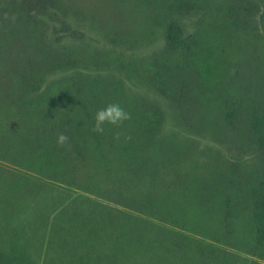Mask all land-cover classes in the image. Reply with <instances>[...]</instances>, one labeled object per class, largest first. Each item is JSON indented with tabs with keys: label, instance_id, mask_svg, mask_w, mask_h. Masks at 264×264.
<instances>
[{
	"label": "rangeland",
	"instance_id": "374dc122",
	"mask_svg": "<svg viewBox=\"0 0 264 264\" xmlns=\"http://www.w3.org/2000/svg\"><path fill=\"white\" fill-rule=\"evenodd\" d=\"M176 1L56 0V20L49 21L50 14L42 9L37 24L41 31L33 34L37 39L46 31L47 37L60 36L63 42L81 47L78 51L85 48L86 52L87 42L95 49H103L112 46L110 42L117 32H128L133 38L142 36L156 41L147 51L141 50L140 54L146 55L163 45L161 24ZM201 1V13L190 22L191 31L196 30L199 19H204L201 26L209 35L229 25L232 0ZM255 1L259 10L253 20L240 30L227 27L229 37L215 40L220 55L227 61L225 68L219 67L210 77L200 79L218 98L221 91H237L239 95L240 85L246 89L253 77V96L257 106L263 107L264 0ZM6 3L7 0H0V26L17 22L27 12ZM15 12L12 20L1 25L3 16ZM62 18L83 35L70 36ZM19 42L14 38V50L20 47ZM126 52L129 54L131 49ZM87 55L90 58L94 52ZM9 57L12 58H0L1 77L6 78L0 82V264H200L203 256L199 258L197 244L211 240V235L221 231L219 205L225 194L223 191L221 195L219 189L213 197L215 203L203 204L196 194L206 190V181L217 187L211 180L212 174L227 168L228 163L236 159L244 165L257 162L251 158L245 124H239L236 133L226 136V126L216 117L221 111L217 99L205 107V115L199 112V119L205 130H212L214 124L220 135H193L175 126L170 114L164 123L163 139L170 148L168 152L158 150V144L142 149L128 145L130 139L122 132L123 137L117 140L110 124L99 134L103 143L98 147L94 134L89 132L93 125H85L89 127L87 131L84 126L80 131L75 128L81 104L73 96L70 83L78 71L91 76L104 72L92 63L86 71L60 67L49 70L46 61L44 76L39 81L40 92L24 93L19 99L23 92H19L22 88L18 76L13 75L12 64L26 67L32 59L26 54ZM38 65L41 71V62ZM105 71L110 78L107 74L112 71ZM236 73L239 75L235 76ZM129 87L136 94L145 93V89ZM43 92H51L54 97L49 101L54 102L45 113L47 118L40 117L30 101ZM132 97L135 98L133 94ZM60 133L68 137L63 146L57 144ZM141 168L159 171L148 177ZM249 169L252 173L259 168L252 165ZM178 171L190 173L185 184L175 181ZM206 172L210 173L203 182ZM52 173H63L64 177L50 180L42 176ZM147 187H152L154 197H145L149 194ZM119 190L124 196L119 195ZM61 199L64 203L57 209L55 203ZM149 199L154 205L147 202ZM177 233L189 239L181 243Z\"/></svg>",
	"mask_w": 264,
	"mask_h": 264
},
{
	"label": "trees",
	"instance_id": "16d2710c",
	"mask_svg": "<svg viewBox=\"0 0 264 264\" xmlns=\"http://www.w3.org/2000/svg\"><path fill=\"white\" fill-rule=\"evenodd\" d=\"M7 2L6 5H18L17 10H27L18 17L17 22L9 26L3 24L12 20L16 12L6 18L3 16L1 18L3 26H0V58L6 56L12 58L9 56L13 54H26L32 59V63L26 67L12 64V69L15 70L13 75L18 76L19 80H17L22 88L19 92H23L17 98L20 99L25 95L24 93L40 92L42 87L39 81L44 76L47 66L49 70L60 67L86 71L92 68V63L104 73L105 70L112 71L107 74L110 78L104 73L91 76L78 71L73 76L76 78L71 79L70 90L81 104L79 116L75 121V128L78 131L83 126L87 131L89 127L85 125H93L96 112L110 103H118L132 117L128 124L123 122L120 127L113 126L112 135L115 138L116 133H125L131 137L128 145L139 146L140 149L147 145L158 144L160 145L157 146L158 150L165 152L170 150L163 140L165 139L164 123L170 114L175 126L193 135L204 136L211 132L219 134L214 124H211L212 130L208 128L205 130L201 126V118L199 119V112L202 116L205 115V107L217 99L221 111L216 114V117L226 126L224 132L226 136L236 133L239 124H245L244 134L250 141L249 145L253 153L251 158L257 159V162L244 165L236 159L228 163L230 165L227 168H219V171L212 174L211 178L217 187L206 181L210 172L204 174L203 182L206 181L207 188L196 194L200 202L215 203L213 197L218 195L215 192L219 189L222 192H218L222 195L224 191L225 195L221 196L219 205L222 209L218 220L221 231L211 235L209 241H200L197 249L199 258L203 256V260L199 261L200 264H206L208 261L212 264H264V106L258 107L253 96L256 80L252 77L246 89L243 84L240 85L237 89L240 91L239 95L236 94L237 91L236 93L221 91L217 98L206 88L204 79H200L210 77L219 67L225 68L227 61L220 55V46L215 40L220 39V36L229 37L231 26L240 30L249 20H253L259 10L256 1L232 0L228 10L229 25L209 35L201 26L204 19L198 20L195 31L189 29L193 17L201 13L199 11L202 10V1L178 0L167 12L161 24L163 33L160 40L163 45L156 46L152 52H146V55L140 53L145 49L147 51V48L156 44V41L146 40L142 36L133 38L128 32H117L115 39L110 42L112 46L106 45L103 49H95L91 42H87L85 45L89 48L86 47V52L85 48L78 51L81 47H73L68 45V42H63L60 36L55 39L47 37L46 31H43L36 39L33 32L41 31V27L37 24L40 21L38 16L42 14V9L50 14L49 21L56 20L54 17H57L58 13L53 10L57 5L56 0H7ZM30 11H35V15L30 14ZM61 21L64 29L73 38L83 35L79 30L72 29L64 18ZM45 23L48 28L50 26L48 21ZM14 38L20 40V47L15 50ZM126 49H131V52L128 54ZM90 51H93L94 55L89 58L87 53ZM46 61L48 65L44 66ZM40 62L41 71L38 68ZM20 68L25 70L21 71ZM229 69L231 70L232 66ZM1 75L0 72V82H3L6 78ZM236 75L239 74L236 73ZM233 81L235 83L236 78ZM130 85L145 89V93H134ZM226 91L227 88H224V92ZM39 96L30 99L32 109L40 117L47 118L45 113H48L47 109L52 106L50 103L54 101H49L54 97L51 92H43ZM28 116L32 119L31 113ZM105 126L106 124L104 129ZM89 132L94 134L95 143L101 147L103 142L99 134L103 133H95L92 128ZM159 136H162V139H159ZM122 137L121 134L120 138ZM252 165L259 169L249 173ZM140 170L144 171L148 177L156 176L159 171L157 168H141ZM42 176L50 180L64 177L63 173ZM189 176L190 173L178 171L175 181L185 184ZM147 188H149V194L145 197H154L152 187ZM118 193L124 196L121 190ZM60 201L55 203L57 209L64 203L62 199ZM147 202L154 205L152 199ZM177 236L181 243L185 242L186 238L189 239V236L185 234L177 233Z\"/></svg>",
	"mask_w": 264,
	"mask_h": 264
},
{
	"label": "clouds",
	"instance_id": "9594fccd",
	"mask_svg": "<svg viewBox=\"0 0 264 264\" xmlns=\"http://www.w3.org/2000/svg\"><path fill=\"white\" fill-rule=\"evenodd\" d=\"M131 114L125 111L118 103H110L106 107L98 110L94 117V124L92 131L95 133H103L104 125L110 124L116 127H120L123 122L130 120ZM120 133L115 134V139L119 140ZM126 139H131L130 136ZM68 141V137L64 133L58 134L57 144L63 146Z\"/></svg>",
	"mask_w": 264,
	"mask_h": 264
}]
</instances>
